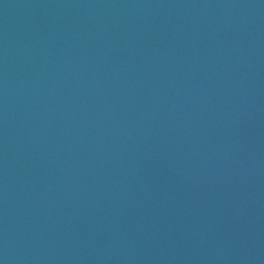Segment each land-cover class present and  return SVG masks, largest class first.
Listing matches in <instances>:
<instances>
[{
	"label": "water",
	"instance_id": "95a60500",
	"mask_svg": "<svg viewBox=\"0 0 264 264\" xmlns=\"http://www.w3.org/2000/svg\"><path fill=\"white\" fill-rule=\"evenodd\" d=\"M264 27V0H0V142Z\"/></svg>",
	"mask_w": 264,
	"mask_h": 264
}]
</instances>
